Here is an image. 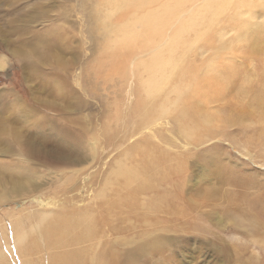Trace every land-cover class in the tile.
I'll return each mask as SVG.
<instances>
[{
  "label": "rangeland",
  "instance_id": "1",
  "mask_svg": "<svg viewBox=\"0 0 264 264\" xmlns=\"http://www.w3.org/2000/svg\"><path fill=\"white\" fill-rule=\"evenodd\" d=\"M118 1L0 0V230L11 237L10 220L49 207L67 213L91 208L100 215L103 199L98 194L112 197L105 181L115 184L113 171L125 163L139 168L152 190L139 191L131 203L112 211L109 222L98 225L89 244L92 255L115 248L118 236L153 230L159 240L154 251H137L130 258L142 239L118 248L125 264H264V145L251 120L244 129L199 127L196 144L193 137H183V123L171 108L122 132L121 118L137 98L128 92L132 76L125 79L122 71L111 70L114 56L103 41L113 39L112 31L126 21L114 8ZM235 4L241 5L243 17L252 14L251 21L262 25L255 29L264 30V0ZM92 14L103 23L90 27ZM219 19L205 33L210 43L197 62L215 55L214 60L233 69L228 82L232 93L247 91L243 73L250 71L243 68L251 69L259 60L251 56L248 42L237 38L235 27L224 16ZM106 23L113 24L106 34L112 37L103 39L98 27ZM221 43L225 49H219ZM133 59L123 68L130 74ZM135 146L147 150V156L138 150L129 157L125 152ZM166 186L172 187L169 199L155 207L143 202L145 196H160ZM249 214L259 221L257 227L245 223ZM38 244L44 251L40 240ZM45 254L38 255L41 264H48Z\"/></svg>",
  "mask_w": 264,
  "mask_h": 264
},
{
  "label": "bare ground",
  "instance_id": "2",
  "mask_svg": "<svg viewBox=\"0 0 264 264\" xmlns=\"http://www.w3.org/2000/svg\"><path fill=\"white\" fill-rule=\"evenodd\" d=\"M236 1L119 0L113 4L119 16L126 21L119 24L117 30L112 31L115 34L113 39L103 41L105 48L107 49L108 46L114 56L111 70L122 71L125 79L130 80L132 76L133 80L129 82L131 90L128 92L133 98H137L135 102L131 101L132 104L129 102L121 118L124 123L122 132H127L128 125H145L151 122L154 115H165L172 108L177 109L176 120L183 123L181 130L183 137L187 140L193 137L196 144L200 143L197 134L194 137L199 127L209 128L212 125L214 129H220L237 125L240 129H244L245 122L251 120L254 135L264 145V44L262 43L264 30L263 28L255 29L262 25L251 21L250 11L247 12L251 14L250 18L243 17L241 5L235 4ZM231 6L234 7L230 8ZM219 16H224L223 21L235 27L238 32L237 38L247 41L251 50L249 52H252L251 56L259 60L258 63L252 64L251 69L243 68L250 71V73L246 71L243 73L247 78V84L250 85L245 86L248 87L247 91L241 89L240 93H232L234 87L228 85V82L233 75V69H230L229 65H223L214 60L215 55L202 60V63L197 62L205 46L210 43L208 37L204 39L205 33L220 21ZM88 20L90 27L93 25L96 27V22H102L98 14H92ZM109 23H106V27L104 25L98 27V32L103 39L113 28V24L109 25ZM223 27L216 28V32L221 33ZM189 34L193 35V38L190 39ZM106 37L110 38L112 34ZM261 38H263L262 41H260ZM225 48L226 45L221 43L219 49ZM143 53L145 59L142 58ZM131 56L134 58L132 64L135 70L132 69L130 74L123 68ZM190 56L191 62L188 60ZM160 95H162L161 102L160 99L158 103L155 102ZM171 95L172 98H170ZM102 134L110 136L108 132ZM137 148L132 147L125 153L130 157L132 151L139 150L140 154L147 156V150ZM146 166L150 168L154 165L146 164ZM113 173L118 178L117 182L114 184L110 179L105 181V185L113 189L112 197L107 198L104 191L98 194V197L103 199L100 215L91 208L67 213L66 209L52 211L49 207L47 210H34L27 215H18L16 219L10 220L8 228L11 230V237L10 233L0 230V244L4 245V248L0 247V264H12L15 259L18 264H41V259L38 257L41 252L46 253L48 264H122V253L118 248H121L123 244L142 239V242H137V246L130 253L127 251L130 258L134 257L137 251L149 253L157 249L159 240L152 236L153 230L143 231V233L137 230L131 237L118 236L115 248H107L94 255L90 252L89 244L96 237L98 225L108 221L112 211L118 209L120 205L131 203L130 200L135 199L139 191L152 190L148 179H144V173L139 168L120 163ZM172 195V187L166 186L160 196H145L142 200L148 206L155 207L158 201L162 202ZM228 200L231 201L229 198ZM254 204L255 202H252V206ZM238 206L240 207L241 204ZM262 209L264 210V207ZM249 215L245 223L248 227H257L259 221L251 214ZM145 236L151 237L144 240ZM38 240L43 243L44 251L39 246ZM7 253L10 261H7Z\"/></svg>",
  "mask_w": 264,
  "mask_h": 264
}]
</instances>
